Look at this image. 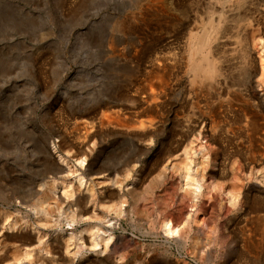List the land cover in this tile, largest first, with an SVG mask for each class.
<instances>
[{"label":"rangeland","instance_id":"1","mask_svg":"<svg viewBox=\"0 0 264 264\" xmlns=\"http://www.w3.org/2000/svg\"><path fill=\"white\" fill-rule=\"evenodd\" d=\"M69 1V11H65L64 0H0V190L2 192L6 190L3 193L6 194L31 178L40 179L41 172H44L45 176L46 171L50 169L48 162L51 161V156L54 155L59 160V156L65 155L68 150L71 151L72 156L70 165L76 163L74 161L76 158H84V155H80L81 153L87 156L84 169L78 166L81 171L89 166L92 169L97 168L103 159L121 155V160H127L131 154H135L141 157L143 162H134L136 166L132 168L131 177H127L125 173L116 172L110 174L108 176L110 180L103 184L94 174L83 173L85 176L83 183L93 187L96 196L93 198L95 201L88 203L90 211L84 216L101 213L103 214L101 223L104 222V225L109 224L107 220L112 223L119 219L117 234H122L126 241V248L123 249L124 252L121 251V254H124L126 250L129 251L126 257L120 255L125 264H264V243L257 241L255 235L258 214L254 210L258 201L253 198L257 197L255 195L257 190L248 189L247 183L241 190L238 189L240 192L236 190L239 193V202L243 201L239 203V208L236 210H232L227 201V192L231 188L230 184L233 183L232 174H230L232 170L229 168L230 166L238 168L242 165L243 157L247 152L246 148H236L241 140L243 145H248L245 144L247 139L243 136L242 139L239 136L226 139L227 148L219 157L222 163L225 162L229 173L226 177L220 178V181L217 179L218 184L222 186L217 203L218 217H221L222 221L218 218L219 226L216 227V232L222 234L226 242L216 238V234L213 236L211 232L215 225H211L202 215L203 218L200 217L202 222H200L205 224V227L200 225L199 221L198 224L204 228L205 232L196 234L197 236L192 233L185 245L173 244L174 237L165 235L163 232L162 234L158 232L155 236L149 233V228L153 225L151 222L157 219L139 220L134 211H131L133 200L130 196H125L126 203H120L124 204L123 213L116 214L112 207L108 208L119 202L115 196H110L114 190L113 182H118L122 191L126 192V188L129 189L146 176L145 183L142 184L143 186L140 185L139 190L141 195H147L148 187L155 186L153 195L149 194L146 200L148 199L147 204L152 206V213L157 218L156 208L158 207L155 205V202H158L157 197L162 194L167 197L163 185L178 186L180 183L179 176L175 178L177 173L172 167L173 160L170 158L167 160V156L163 159V153L164 149L171 147L175 139L179 120L189 113L191 102L186 100L191 87H198L190 83L191 73L186 72V56L183 51L186 40L191 30L197 29L195 32L200 31V33L206 30L205 27L209 26L210 21L208 12L211 7H215L214 4L210 0H174L177 10L169 14L146 11L140 21L131 22V27L126 34L122 36L115 33L114 39L120 44L119 48H126L128 53L108 58L100 45L89 44L85 47L82 41H80L83 49V51L80 50L81 56L76 55L78 51L75 49L79 46L75 44V36L77 33H85L86 25L75 26L73 15L79 12L78 15L88 21L90 29L88 36L96 38L100 33L102 35L105 33L106 24L113 18L120 17L121 14L129 17L132 12H137L138 3L142 0ZM76 7L79 9L78 12ZM65 14L70 18L69 34L65 31ZM65 40L71 42L69 52L65 49ZM238 43L241 44V41L238 40ZM228 47L230 53L221 57L222 62H225L227 66L218 78L220 84L212 83L209 86L212 87L211 91L208 90L209 95L206 91L204 96L199 93L196 101L207 111L212 108H222L219 112L222 123L232 122L236 123V126L240 122L241 110L239 109L253 105V108L257 107L255 111H259L258 120L263 122L264 82L259 81L264 80L260 76L259 59V55L264 50L263 44L257 41L251 43L249 53L252 54L248 53L244 62L241 48L232 52ZM231 54L234 60L230 57ZM251 58L258 63L257 73H253L254 67L250 68ZM161 59H163L161 63L164 64L158 66L157 62ZM163 89L165 90L161 93ZM148 94H158L160 98L154 103L147 98ZM261 99L263 101H260ZM115 112L120 117L130 120L138 118L161 120L162 123L156 131V134L159 132L161 134L158 136L154 134L152 145L143 148L139 144L140 141L137 143L135 138L129 137L118 128L113 129L109 126L101 128L100 118L107 113L113 116ZM208 116L206 114V117ZM83 124H86L96 136L89 140L86 148L83 147L82 152L79 153L81 138H78L80 134L78 127ZM143 152L147 155H142ZM234 155H237L238 160ZM160 159L165 162H158L157 160ZM236 161L238 162L234 165ZM249 166L247 165L245 173L248 175ZM214 167L212 165L210 170L218 171L219 166ZM164 169L167 171L166 181L164 184H159L158 174ZM70 180H72L71 177ZM160 181H164L163 178ZM41 182L43 180L38 181L34 186L38 187ZM76 185L74 187H78ZM141 188L147 192H143ZM74 190L77 192V197L75 196L74 200H66L63 204L54 197V193L47 192L44 187L36 192L32 202L31 200L30 203L28 202L29 205L23 204L20 198L14 199V203L12 202L10 206L0 201V215L6 212L5 215L3 214L6 216L8 212L12 214L7 216L19 217L30 214L29 218L30 216L36 218L37 214L53 212V232L64 234L75 232L72 228L76 223L70 222V217L77 215L78 217L75 218H80L78 213L81 207L72 206L71 202H76L85 191L82 189L81 192L77 188ZM180 197L182 198L180 202L184 206L183 211H191V200L182 193ZM58 207L62 210H58ZM105 216L107 217L104 220ZM91 220L92 218L86 222L91 223ZM158 221H160L159 217L156 221L157 229L161 222ZM93 225L99 224L94 222ZM50 231L46 233L52 234L53 232ZM249 233L252 234L251 238Z\"/></svg>","mask_w":264,"mask_h":264},{"label":"bare ground","instance_id":"2","mask_svg":"<svg viewBox=\"0 0 264 264\" xmlns=\"http://www.w3.org/2000/svg\"><path fill=\"white\" fill-rule=\"evenodd\" d=\"M210 1L214 4L215 7H211L210 11L208 12L210 19L208 23L209 26L205 27L206 30L204 28L205 31H201V33L200 31L195 32L197 31V29L191 30L189 32L185 47L183 49L184 54L186 56V72L188 71V74L191 73L190 83H192L193 86L198 87H191V91L189 90L190 94L186 100V102H191V108L189 110V113L183 116L182 119H177L180 122L178 124L179 127L176 129V133L174 132L175 139H172L173 143L171 144L170 148L164 149L165 151L163 150V159L167 156V160L169 158L173 160H171L173 164L172 167H174L173 169L176 171L174 172L177 173L176 175H174L175 178L176 176H179L180 183H177L178 186L174 184L170 186L168 183L170 187L163 185V189H165V194H167V197L163 194L158 195L157 197L158 202H155L156 207H158L156 208L157 218L154 217V214L152 213V206L150 207V205L147 204L148 199L146 200L149 194L153 195L155 186L152 185L148 187L149 194L146 190L143 189V191L141 188L143 192H147V195H141V192L139 190L140 185L145 183L144 181L146 176L143 175L140 180L137 179L139 182L135 183L129 189L126 188V192L122 191L121 185H118V182H116V186V183L111 181L113 182L112 186L114 190H112L110 196H115L117 199H119V202L116 201V204H113L112 206L110 205L108 208L110 209V207H112V210L115 211L116 214L123 213L124 204L120 203H126L127 201L125 199V196H130V198H132L133 200V204L131 205V211H134L139 220H158L159 217V220L161 221H158L160 222L159 229H157L156 226L157 220H153L151 222V225H153L149 228V233L155 236L158 235V232H161V234L163 232L165 235L172 236L174 237L173 239L171 238L173 244L175 243L186 245L187 240L189 239L192 233H195V235L204 233L205 231L202 226L205 227V224H201L202 220H200V217L204 216V218H206V221L211 223V225H215L211 232L213 236L214 234H216V238H218L222 242H226V240H224V236L222 234H217L216 232V227L219 226L218 218L221 220V217H218L219 210L217 207V203L219 200V194H221L220 189L222 187L220 186V184H218L217 179H219L220 181V178L226 177L230 169L233 171H231L230 173L232 174L233 183L230 184L231 188L227 192V201L233 208L232 210H236L239 208L238 205H240L239 203L242 201L241 200L239 202V193H237L236 190H241L243 185L245 186L246 183L248 189L250 188V190H254L255 188L257 190V193H255L257 197L253 198L258 201L256 202V204L259 205H257L254 210L258 214V216H256L258 227H255V235L257 236V241H259L260 243H264V121L260 122L258 120L257 113L259 111H255V108L257 109V107L253 108V105L249 106L247 104V107L239 109L241 110V112H239L241 113V116L239 117L240 122L238 123V126H236V123L232 122L222 123V120H220L221 116L219 115L220 109L222 108L217 107L215 109L212 108V110L207 108L209 109L207 111L205 110L206 108L200 107L198 102L196 101L198 100L199 93L204 96L206 91V94L209 95L208 90L211 91L212 87L209 86L212 85V83L213 85L220 84V80H218V78H220L221 74L223 73V71H225L224 69L227 66H225V62H222L221 57L225 56L228 52L230 53V51L227 49L228 46V48H231L232 52H235L236 49L241 48V52H243V62L245 57L249 53V46L251 43H254L256 41L262 42L264 48V0ZM68 2L70 1L64 0L65 11L69 9ZM78 10L79 9L77 8L76 12H78ZM151 10L161 14H169L171 11L174 12V10L176 11L177 9L174 5V0H142L138 3L137 12H132L129 17L127 15L121 14L120 17H116L115 19L113 18L111 22L109 21L106 24V27L104 29L105 33L103 35L100 33V35L96 38H91L88 36L90 30L87 24L88 21H85L83 16L78 15L79 12L74 14L72 18L74 20L75 26L83 24L86 25V32L77 33L75 36V44L79 46L77 49H75V51H78L76 55L81 56L80 52L83 51L81 46L84 45L86 47L89 44L100 45L102 51L104 52V55L108 58L125 55L126 53H128V51L124 47L123 49L119 48L120 44H118L114 39L115 33L123 36L124 33L126 34L129 31L131 27V22L133 23L136 21H140L143 14L146 11ZM65 16V31L68 33V24L70 23V18L67 14H65ZM238 40L241 41V44L238 43ZM80 41H82L81 46ZM70 48L71 42L65 40L66 51L69 52ZM236 56L237 55H235V57ZM230 57H232V54ZM255 59L251 58L250 61V68L254 67L253 73H257L259 70L258 63ZM259 59L261 70L260 76L261 78H264V50L259 55ZM161 60L157 62L158 66L164 64L161 63L163 62V59ZM259 81H261L262 83L264 82V80ZM164 90L165 89L161 90L160 92L162 93ZM213 93H215V91ZM235 94L237 95V93ZM147 98L156 103V100H159L160 97L158 94H148ZM263 99H261L260 101H263ZM205 105L209 106L207 104ZM206 114L207 116H210L206 117ZM262 120H264V117ZM99 123L101 125V128L103 126L106 128L107 126H109L113 129H120L121 132H124L125 134L129 135V137L131 136L133 139L135 138L137 140V143L140 141V146L144 148L152 145L151 142L153 135L156 134V131H158L157 127H159L162 121L153 118H138L130 120L124 117H120L115 112L113 116L111 113H107L105 116H102L100 118ZM78 129L80 131L78 138H81V141L79 139L80 153L82 152L81 149L83 147L86 148V144L89 142V140L95 137L96 134H92L93 131H90L86 124L80 125ZM81 130H84V132H82ZM158 134L161 133L159 132ZM158 134L156 135L158 136ZM234 136H239V138L241 139L243 136L247 139V142L245 144L248 145H243L241 140L236 147L237 149L246 148L247 152H244V162L241 163L242 165H239L238 168L236 166V168L234 166H230V168L228 169L225 162L222 163L219 157L220 154L225 152L227 148V145H225L226 139H230ZM238 151L239 150H237V152ZM84 152L85 151H83V153ZM65 153V155L59 156V160L56 159L54 155L53 157L51 156V161L48 162V166L50 167V169L46 171L45 176L44 172H41L40 174L41 177H44H40V179L38 177L31 178L26 183H21L19 186H17L18 188L16 187L15 189L14 187V190L12 192H8L6 194H3L6 190H4V192L0 190L2 192L0 193V201H2L5 205L10 206L14 199L20 198L23 204H28L30 200L32 202V198L36 194V192L38 190L40 191V189L44 187L47 192H50L52 194L54 193V197H56L63 204L64 201L74 200V198L77 197V192H75L76 190H74V188H77L79 191L81 190V192L83 189L85 193L82 194V196H80L77 200L75 199L76 202H71L72 206L81 207L80 212L78 213L80 218H75L78 217L77 215L70 217V222L76 223L74 228H72L73 231L75 230V232L64 234L61 232L56 233L54 231V233V229L52 228L54 222L53 212L52 214H50V212L48 213L45 211L46 213H44L43 211L44 214L40 215V213L36 215V218H32L31 216L29 218L30 214H25L24 216L19 217H12V215L7 216V214H12L8 212L6 216H4L6 212L2 213L4 212L2 210V216L0 215V264H125V261L121 260L122 257H120V255H124V257H126L127 252L129 253V251L126 250L124 254H121V251L126 248V241L123 239L122 234H117L119 219L117 218L112 223H110V220H107L106 222H108L109 224L104 225V222L101 223V219H103V214L101 213H93L84 216V214L90 211L88 203L93 202V200L95 201V199L93 198H96L94 188L91 186L88 187L86 186V184L83 183L85 180L84 174H94L96 178L100 179L99 182H102L104 184L107 183L108 180H110V177L108 176L116 172L123 174L125 173L127 177H131L132 168L136 166L135 163L138 161L140 162L143 159H140L141 157L139 158L135 154H131V156H129L127 160H121V155H117L114 157L107 158L106 160L103 159L102 163H100L97 168L92 169L89 166V168L85 169L87 171H81L79 170L78 166L80 167V169H84L87 160V156H85V153L80 154L84 155V158H74V161H76V163L74 162V164L72 162L73 165H70L69 163L72 159L71 151L68 150ZM145 153L143 152L142 155H145ZM138 155H140V153ZM161 159L157 161H163ZM232 160L233 159H231V161ZM237 162L238 161L233 164L236 165ZM212 165L215 167L219 166L217 169L218 171L210 170ZM247 165H250V170L248 169V172L250 171L249 175L245 174L247 172ZM167 170H169L168 167ZM166 172L167 171L165 169L160 170L158 174L159 184L165 183ZM70 177L72 180H70ZM161 178H163L164 181H160ZM42 180L43 182H41L38 187L34 186L35 183ZM75 184H77L76 186L78 187H74ZM107 185L108 184H106V186ZM180 193H182L183 196L188 197L191 200V211H183L184 206L180 202L182 200V198L180 197ZM34 203L35 202H33V205L36 206V204ZM245 205L247 204L245 203ZM60 209L58 207V210ZM84 217L88 218L85 220L83 219ZM106 217L107 216L104 217V220L106 219ZM90 218H92V222H86ZM226 219L228 220V218ZM198 221L201 222L199 223ZM94 222L98 223L99 225H93ZM198 223L202 226H199ZM78 224L79 226H77ZM46 231H50L53 233H46ZM226 235L228 236V233ZM249 235L247 236L248 238ZM249 239H247V243H249ZM252 240L253 239H251V241ZM203 244L205 245L206 243Z\"/></svg>","mask_w":264,"mask_h":264}]
</instances>
